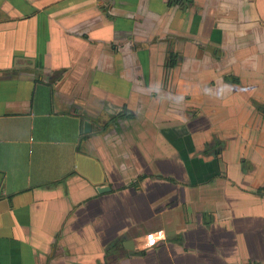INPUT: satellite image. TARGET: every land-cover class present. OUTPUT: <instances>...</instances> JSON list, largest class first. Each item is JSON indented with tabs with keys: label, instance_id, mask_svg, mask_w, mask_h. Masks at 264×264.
I'll list each match as a JSON object with an SVG mask.
<instances>
[{
	"label": "crops",
	"instance_id": "crops-1",
	"mask_svg": "<svg viewBox=\"0 0 264 264\" xmlns=\"http://www.w3.org/2000/svg\"><path fill=\"white\" fill-rule=\"evenodd\" d=\"M0 264H264V0H0Z\"/></svg>",
	"mask_w": 264,
	"mask_h": 264
},
{
	"label": "built area",
	"instance_id": "built-area-1",
	"mask_svg": "<svg viewBox=\"0 0 264 264\" xmlns=\"http://www.w3.org/2000/svg\"><path fill=\"white\" fill-rule=\"evenodd\" d=\"M164 238L162 230L149 231L145 234V246L151 247L156 245L161 239Z\"/></svg>",
	"mask_w": 264,
	"mask_h": 264
},
{
	"label": "trees",
	"instance_id": "trees-1",
	"mask_svg": "<svg viewBox=\"0 0 264 264\" xmlns=\"http://www.w3.org/2000/svg\"><path fill=\"white\" fill-rule=\"evenodd\" d=\"M173 1H175V2H189L190 0H171V2H170V0H169V3H175V2H173ZM173 56H174V54H172ZM175 64V60H174V58L168 63V65H174ZM235 81H236V78H235ZM125 112V113H124ZM124 112H121L120 114H119V116H124V115H126V116H128V117H131V114L129 113V112H126V111H124ZM107 124L108 123H106L103 127H100V128H98L99 130H104L106 127H107ZM139 178H141V177H139ZM133 184V186H135V187H137L138 186V181H135V182H133L132 183Z\"/></svg>",
	"mask_w": 264,
	"mask_h": 264
},
{
	"label": "water",
	"instance_id": "water-1",
	"mask_svg": "<svg viewBox=\"0 0 264 264\" xmlns=\"http://www.w3.org/2000/svg\"><path fill=\"white\" fill-rule=\"evenodd\" d=\"M91 130V123L89 122V121H84L83 122V131L84 132H89ZM106 187H100L98 190H104ZM123 244H124V246L126 247V248H132V246H133V243H132V240H126V241H124L123 242Z\"/></svg>",
	"mask_w": 264,
	"mask_h": 264
},
{
	"label": "rangeland",
	"instance_id": "rangeland-1",
	"mask_svg": "<svg viewBox=\"0 0 264 264\" xmlns=\"http://www.w3.org/2000/svg\"><path fill=\"white\" fill-rule=\"evenodd\" d=\"M170 2H171V0H170ZM173 2H175V1H173ZM176 4H186L185 2H175ZM175 3H169V0H167V4L168 5H171V4H175ZM173 53H170V52H166V59H165V62H164V64L165 65H167L173 58H174V60H176V57L175 56H173L172 55ZM176 62V61H175Z\"/></svg>",
	"mask_w": 264,
	"mask_h": 264
}]
</instances>
